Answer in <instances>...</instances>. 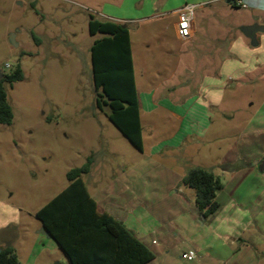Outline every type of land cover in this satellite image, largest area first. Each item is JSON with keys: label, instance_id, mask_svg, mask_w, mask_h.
Segmentation results:
<instances>
[{"label": "rangeland", "instance_id": "obj_1", "mask_svg": "<svg viewBox=\"0 0 264 264\" xmlns=\"http://www.w3.org/2000/svg\"><path fill=\"white\" fill-rule=\"evenodd\" d=\"M185 5L197 9L193 36L182 43L174 37L176 16L172 11ZM229 5L228 0H0V74H10L18 66L23 72V80L12 88L4 85L13 120L0 125V201L12 207L3 206L0 218L9 213L11 221L18 218L25 223L22 228L14 225L0 231V242L18 235L22 240L26 236L27 241H49L47 254L36 264L65 261L63 252L54 250L52 240L37 234L41 223L36 212L67 187L66 173L83 165L90 153L99 155L95 168L93 164L83 176L90 192L99 181L93 168L97 174L104 173L108 165L100 159L111 162L107 176L111 179L121 174L124 163L130 169L133 156L138 155L108 120L109 107L100 110L96 105L90 48L99 35H89L88 16L129 30L136 84L144 96L149 89L157 87L161 92L179 81L184 60L216 59L220 65L231 36L242 35L239 27L264 23V14ZM178 58L182 65L172 75ZM107 184L105 181L100 188ZM115 203L120 218L133 210L131 217L144 219L149 232L165 224L156 222L153 209Z\"/></svg>", "mask_w": 264, "mask_h": 264}, {"label": "crops", "instance_id": "obj_2", "mask_svg": "<svg viewBox=\"0 0 264 264\" xmlns=\"http://www.w3.org/2000/svg\"><path fill=\"white\" fill-rule=\"evenodd\" d=\"M245 3L246 9L264 14V0ZM172 30L175 37V25ZM246 39L234 33L220 65L216 59L184 60L180 80L161 92L156 87L141 96L134 71L142 151L136 150L130 169L124 163L121 174L111 179H107L111 162L100 159L108 165L97 174L99 155L90 153L99 184L93 192L87 188L88 193L99 213L120 220L153 252L155 258L148 264H264V33L257 37V47ZM180 64L178 58L172 75ZM193 168L211 170L222 183L214 199L218 210L208 218L198 212L194 191L182 184ZM105 181L108 184L100 188ZM116 200L141 210L153 209L156 222L169 223L149 232L144 219L131 217L133 210L120 218ZM3 206L12 207L0 201V212H5ZM14 225L22 228L25 223L18 218L11 221L9 213L0 218V231ZM37 234L60 250L42 226ZM38 240L27 241L26 236L22 240L21 235L4 238L0 250L10 245L21 264H36L52 244ZM189 250L197 253L194 261L182 258ZM64 260L52 263L66 264L65 255Z\"/></svg>", "mask_w": 264, "mask_h": 264}, {"label": "trees", "instance_id": "obj_3", "mask_svg": "<svg viewBox=\"0 0 264 264\" xmlns=\"http://www.w3.org/2000/svg\"><path fill=\"white\" fill-rule=\"evenodd\" d=\"M88 32L92 37L99 35L90 48L96 105L100 110L109 107L108 120L141 152L140 104L129 30L89 15ZM32 37L39 41L33 34ZM22 80L23 72L19 66L0 79V125H9L13 120L4 85L12 88L14 83ZM93 164L94 157L89 155L83 165L69 170L67 187L41 207L35 218L64 253L68 260L66 264L150 263L155 258L153 252L131 230L113 216L98 212L83 181ZM182 184L194 191L195 205L203 218L217 212L214 199L222 183L211 170L190 169ZM0 264H21L12 246L0 250Z\"/></svg>", "mask_w": 264, "mask_h": 264}, {"label": "built area", "instance_id": "obj_4", "mask_svg": "<svg viewBox=\"0 0 264 264\" xmlns=\"http://www.w3.org/2000/svg\"><path fill=\"white\" fill-rule=\"evenodd\" d=\"M231 6L236 8H246L245 0H228ZM200 7V6H199ZM198 7V8H199ZM197 6L185 5L179 8L173 14L176 16L175 38L179 42H187L193 36V20ZM182 258L186 261H194L197 258L195 250H189L183 253Z\"/></svg>", "mask_w": 264, "mask_h": 264}, {"label": "water", "instance_id": "obj_5", "mask_svg": "<svg viewBox=\"0 0 264 264\" xmlns=\"http://www.w3.org/2000/svg\"><path fill=\"white\" fill-rule=\"evenodd\" d=\"M240 32L245 38H247L250 41V45L252 47H257L258 45L257 34L264 33V25L259 23H254L252 25L242 26L240 27ZM11 41L12 43H14L13 39ZM2 76L3 75L0 74V79L2 78Z\"/></svg>", "mask_w": 264, "mask_h": 264}, {"label": "flooded vegetation", "instance_id": "obj_6", "mask_svg": "<svg viewBox=\"0 0 264 264\" xmlns=\"http://www.w3.org/2000/svg\"><path fill=\"white\" fill-rule=\"evenodd\" d=\"M254 24V23H253ZM259 24H262V25H264V23H259ZM258 35V34H257Z\"/></svg>", "mask_w": 264, "mask_h": 264}]
</instances>
